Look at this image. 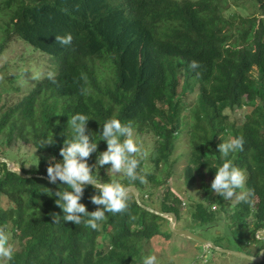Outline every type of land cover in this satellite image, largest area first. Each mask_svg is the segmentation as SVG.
Returning <instances> with one entry per match:
<instances>
[{"label":"trees","instance_id":"obj_1","mask_svg":"<svg viewBox=\"0 0 264 264\" xmlns=\"http://www.w3.org/2000/svg\"><path fill=\"white\" fill-rule=\"evenodd\" d=\"M229 1L0 0L5 20L0 56L16 37L53 59L52 74L16 103L1 106L0 91V146L31 145L37 169L22 166V172L48 177L49 159L61 160L60 149L72 137V115H88L89 134L97 135L108 119L130 122L146 153L136 154L144 182L110 177V165L93 169L97 181L117 179L136 187L142 203L155 209L159 191L182 161L187 185L198 183L201 193L200 200H188L194 206L190 224L220 231L208 239L218 247L236 244L235 251L259 257L264 250V0H252L260 14L250 16L235 12ZM69 33L71 45L56 42V36ZM193 61L200 66L191 68ZM20 80L21 75L9 77L7 94L21 95ZM236 110L244 113L234 121L228 112ZM149 135L155 138L150 151L141 143ZM49 138L56 143L46 145ZM230 138L243 140L242 150L227 159L244 172L246 201H225L211 192L215 168L224 162L217 146ZM95 140L98 152L90 165L107 149L99 136ZM61 183L26 179L0 164V230L22 245L5 264H142L149 242L173 236L170 227V233L163 228L167 219L143 209L132 194L127 210L106 213L99 230L64 222L51 196L65 187ZM95 194L89 185L81 200L89 212L97 209L90 201ZM181 206L168 190L160 212L181 222ZM51 214L61 220L53 223Z\"/></svg>","mask_w":264,"mask_h":264},{"label":"clouds","instance_id":"obj_2","mask_svg":"<svg viewBox=\"0 0 264 264\" xmlns=\"http://www.w3.org/2000/svg\"><path fill=\"white\" fill-rule=\"evenodd\" d=\"M55 39L58 44L69 46L72 44L73 36L69 33L63 36L58 35ZM190 66L196 69L200 65L197 61H193ZM89 121L88 115L84 113H76L69 118L68 127L71 129L72 137L67 138L60 149L61 160L57 161L55 156L49 159L47 176L50 184L55 185L57 181H60L61 185L65 186L55 193L51 192V196L56 198V205L64 214L63 221L73 222L75 225L83 223L92 230H99L100 224L106 220V213L118 214L127 210L132 189L117 179L98 182L94 177L93 169L110 165L107 169L110 177L113 174H122L128 178L129 182L139 180L143 183L144 177L137 173L139 160L136 154L146 155V153H141V148L134 139L135 129L130 122L122 124L119 119H108L100 127V134L97 135L89 134ZM96 136L100 137V141L106 142L107 149L98 153L96 164L90 165L89 158L93 153L98 152ZM55 143V138H49L46 141V145ZM242 148V138H230L217 146L218 153L224 162L215 168L211 192L225 201H246L245 194L238 192L245 182L244 172L227 159L231 153ZM89 185L96 193L90 197L91 203L97 206V209L92 212H89L86 205L81 203L85 189ZM51 215L53 223L61 220L60 215ZM13 254L14 248L9 244L8 235L0 230V258H3V261H11ZM204 259L206 260V257ZM3 261H0V264H3ZM142 264H158V258L148 254L143 257Z\"/></svg>","mask_w":264,"mask_h":264},{"label":"rangeland","instance_id":"obj_3","mask_svg":"<svg viewBox=\"0 0 264 264\" xmlns=\"http://www.w3.org/2000/svg\"><path fill=\"white\" fill-rule=\"evenodd\" d=\"M254 2V1H253ZM252 0H238L235 2L230 0L232 9L242 15H259V10L254 7ZM255 4V2H254ZM235 5L237 7H235ZM256 5V4H255ZM4 19H0V28L4 25ZM1 35V33H0ZM53 59L48 57L42 52H36L34 48L25 42L13 37L8 48L3 55L0 56V91L3 93V100L1 106L11 105L19 100L21 96L23 98L27 95L28 91L33 89L39 80L47 74H52ZM12 75H21L20 86L22 88L21 95H17L15 91L11 94L8 93L9 83L8 79ZM196 98L195 94L189 95V101L194 102ZM1 112V111H0ZM244 111L236 110L229 111L228 114L232 120H237L242 117ZM155 138L152 135L143 137L141 143L145 146H149V151L152 150V144ZM137 142V140H136ZM184 151V147H181L180 152ZM7 152V159L16 164L20 169L24 166L26 169H37V151L31 145H23V143H16L13 147L0 146L1 158H6L5 153ZM4 156V157H3ZM186 163L182 161L176 172V175L168 182V184L159 191L157 197V203L154 204V208L160 212V203L163 200L164 194L171 190L182 202L181 209L183 211V219L181 222H177V228L181 230H189L197 235H202L205 239L213 240L214 233L219 234L220 231L215 229H199L196 226H192L193 221V210L194 206L190 204L192 200H200L201 193L198 183L192 187L188 186L185 181L183 169ZM123 176L122 174H119ZM243 194H247L245 183L243 185ZM9 202L4 201L3 206L7 207ZM164 222V230L170 233L169 223ZM172 237H157L148 243L146 250L148 254L155 255L158 258V264H257L250 260L242 259L232 255L222 254L215 250H207L208 247L203 244L186 238L178 236L172 233ZM228 238V236H227ZM264 239V233L261 236ZM9 244L13 246L14 251L21 250L22 245L18 240L12 238L9 232L8 236ZM213 242V241H212ZM232 249L236 250V244H232ZM206 257V260L204 259ZM3 261V258H0ZM6 261H3L5 264Z\"/></svg>","mask_w":264,"mask_h":264},{"label":"water","instance_id":"obj_4","mask_svg":"<svg viewBox=\"0 0 264 264\" xmlns=\"http://www.w3.org/2000/svg\"><path fill=\"white\" fill-rule=\"evenodd\" d=\"M0 164H6L10 172L18 174L19 176H21L23 178L31 179V178L36 177V178H43V179L48 180V177H46L44 175H34V174L28 175V174L23 173L22 170L16 164H14L12 161H10L7 158H0ZM131 189H132V191L130 194H132L135 197L137 203L143 209H145V210H147L153 214L159 215V216H161L165 219H168L170 221L169 227H170V230L172 231L173 234L195 240V241L203 244L204 246L212 248L213 250H215L219 253H222V254L232 255L235 257L242 258V259L250 260V261L257 263V264L263 262L264 250L261 252L259 257H254V256L248 255V254L240 252V251H235V250H230V249L218 247L214 242H212L208 239H205L202 235H197V234H195L189 230L178 229L177 228L178 218L175 214H173V213H161V212H159V211H157L151 207L144 205L142 203L139 190L133 186H131Z\"/></svg>","mask_w":264,"mask_h":264}]
</instances>
